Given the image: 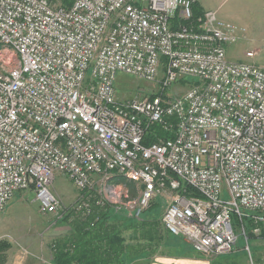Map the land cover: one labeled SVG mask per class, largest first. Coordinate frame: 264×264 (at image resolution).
<instances>
[{
	"label": "built area",
	"instance_id": "built-area-1",
	"mask_svg": "<svg viewBox=\"0 0 264 264\" xmlns=\"http://www.w3.org/2000/svg\"><path fill=\"white\" fill-rule=\"evenodd\" d=\"M198 0H0V214L18 191L43 213L107 206L162 223L203 255L264 232V68ZM248 58L254 52L246 53ZM156 90L118 97V74ZM186 87L172 94L174 84Z\"/></svg>",
	"mask_w": 264,
	"mask_h": 264
},
{
	"label": "rangeland",
	"instance_id": "rangeland-1",
	"mask_svg": "<svg viewBox=\"0 0 264 264\" xmlns=\"http://www.w3.org/2000/svg\"><path fill=\"white\" fill-rule=\"evenodd\" d=\"M199 3L206 10L217 11V24L228 29L236 37V42L226 46L228 58L234 61H252L264 68V0H198ZM199 7L205 10L200 4ZM248 51L254 52L255 56L248 58L246 55ZM118 81V97L122 100L144 97L156 90V85L122 73L118 74ZM185 90L186 87L178 83L172 85L169 91L172 94H179ZM52 190L61 197L64 209L66 208L70 215L77 216L73 207L79 202L81 193L74 183L67 176L58 174ZM163 210L164 208L160 206L156 212L149 214L157 215L162 221ZM61 216L62 214L41 212L34 191H18L11 199L6 211L0 214V240L11 244L8 250V264L10 251V253L13 251L25 253L35 248L40 250L47 245L51 246L53 241L69 235L71 219L66 222ZM118 216L121 217V215ZM116 219L122 220V218ZM140 219L141 217L135 220ZM60 222H64L65 225ZM130 233V231L124 233L128 240H130ZM238 234L239 241L232 253L217 257L218 259L203 254L200 256L212 262L210 264H264V238H249L248 244L251 248V254H249L244 248L247 242L245 236ZM170 244L171 241L166 242L152 257L139 256L129 264H150L159 256L169 252Z\"/></svg>",
	"mask_w": 264,
	"mask_h": 264
},
{
	"label": "trees",
	"instance_id": "trees-1",
	"mask_svg": "<svg viewBox=\"0 0 264 264\" xmlns=\"http://www.w3.org/2000/svg\"><path fill=\"white\" fill-rule=\"evenodd\" d=\"M194 11L199 15L204 10L196 3ZM159 207L158 201L153 202L140 220L127 218L109 206L96 208L89 215H66L62 220L71 219V233L52 242L54 258L51 264H129L139 256L152 257L169 241L170 245L187 247L186 240L170 234L157 215L149 214ZM245 227L248 238L257 237L252 231L251 220L246 221ZM124 231L131 232L130 240L124 236ZM261 236L264 237V232ZM10 247L8 241L0 240V264H8Z\"/></svg>",
	"mask_w": 264,
	"mask_h": 264
},
{
	"label": "crops",
	"instance_id": "crops-1",
	"mask_svg": "<svg viewBox=\"0 0 264 264\" xmlns=\"http://www.w3.org/2000/svg\"><path fill=\"white\" fill-rule=\"evenodd\" d=\"M199 4L204 8V6L201 3ZM60 223L62 225H65L64 222H60ZM257 238L262 239L264 237L257 236ZM10 252H9L10 255L9 264H51L54 256V252L50 245H47L46 248H41L40 250H38V248H35L34 250L26 251L25 253L22 251H13V253ZM200 254L201 253L193 249V247L190 245L189 242L187 247L172 244L171 248L169 249V252H167L165 255L159 256L156 261L151 262L150 264H208V263L210 264L212 263L209 260L204 259L203 256H200Z\"/></svg>",
	"mask_w": 264,
	"mask_h": 264
}]
</instances>
